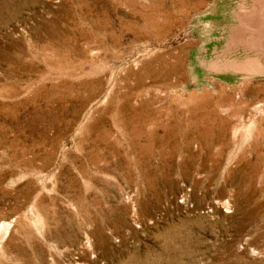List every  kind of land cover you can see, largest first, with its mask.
Segmentation results:
<instances>
[{"label": "rangeland", "instance_id": "rangeland-1", "mask_svg": "<svg viewBox=\"0 0 264 264\" xmlns=\"http://www.w3.org/2000/svg\"><path fill=\"white\" fill-rule=\"evenodd\" d=\"M0 264H264V0H0Z\"/></svg>", "mask_w": 264, "mask_h": 264}, {"label": "bare ground", "instance_id": "bare-ground-1", "mask_svg": "<svg viewBox=\"0 0 264 264\" xmlns=\"http://www.w3.org/2000/svg\"><path fill=\"white\" fill-rule=\"evenodd\" d=\"M4 226H5V227H8V226H9V223H6Z\"/></svg>", "mask_w": 264, "mask_h": 264}]
</instances>
